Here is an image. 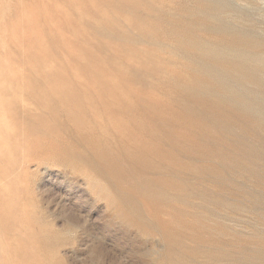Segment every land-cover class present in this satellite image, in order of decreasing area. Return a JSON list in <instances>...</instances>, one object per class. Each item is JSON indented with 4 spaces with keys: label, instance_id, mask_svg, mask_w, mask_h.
<instances>
[{
    "label": "rangeland",
    "instance_id": "obj_1",
    "mask_svg": "<svg viewBox=\"0 0 264 264\" xmlns=\"http://www.w3.org/2000/svg\"><path fill=\"white\" fill-rule=\"evenodd\" d=\"M72 1L0 0V264H165L159 258L166 248L161 227L180 232L184 246L196 244L185 236V228L198 219L219 229L235 227L234 218L239 217L256 227L250 214L260 212L236 211L231 192L216 196V183L208 182L213 190L207 189L216 194L207 195L209 201L190 192L191 187H208L198 180L196 168L182 180L189 186L182 190V199L157 174L164 183L159 189L163 204L152 208L136 200L126 210L116 190L127 189V180L109 175V168L93 158L94 152L103 151L123 172L136 173L127 159L132 149L121 152V137L138 132L137 108L142 128L158 129L161 123L151 110L166 112L154 98H165L167 85L152 70L174 59L164 32L156 38L151 21L156 16L164 20L180 1L186 6L196 1L152 0L138 9ZM213 1L244 17L231 16L229 24H252L251 33L262 43L255 48L264 49V0ZM198 33L211 40L218 37ZM51 84L69 103L79 99L75 117L69 110L52 114L56 101L46 96ZM91 141L99 147L91 148ZM55 145L57 153L51 151ZM161 156L166 157L164 152ZM256 160L253 170L264 161ZM234 171L248 190H264L263 182L252 181L244 170ZM137 206L153 225L135 219ZM156 209L158 214L152 215ZM149 227L154 236L146 234ZM257 229L261 233L264 226ZM189 232L194 235L197 228ZM260 240L254 238L258 244Z\"/></svg>",
    "mask_w": 264,
    "mask_h": 264
},
{
    "label": "bare ground",
    "instance_id": "obj_2",
    "mask_svg": "<svg viewBox=\"0 0 264 264\" xmlns=\"http://www.w3.org/2000/svg\"><path fill=\"white\" fill-rule=\"evenodd\" d=\"M148 1L150 4L152 0H97L94 4L99 8L128 4L138 9ZM195 1L194 6L180 1L167 11L164 20L156 16V21H151L156 38L161 39L158 33L164 32L174 59L172 64L152 70L153 75L164 77L166 97L144 94L156 97L159 106L166 108L165 113L151 110L161 123L158 129L142 128L141 111L137 108L138 132L122 134L121 152L127 154L132 149L127 159L136 173L123 172L119 162L103 151L94 152L93 158L98 165L109 168V175L117 173L127 180V189L117 187L116 190L126 210L134 206L136 200L152 208L163 204L165 198L159 189L164 183L156 178L157 174L164 177L169 192L179 191L182 199L185 196L182 190L189 187L182 180L185 181L191 169L196 168L198 180L208 187H191L188 188L190 192L209 201L207 195H216L207 189L213 190L208 185L213 182L220 189L217 197L231 192V206L236 211L255 209L260 212V215L250 214L256 227L242 223L239 217L234 218L235 227L230 226L233 229L227 226L217 229L203 219L188 222L185 236L197 240L195 245L185 242L184 246L180 232L159 228L166 244L159 258L164 259L165 264H264V247H261L264 229L261 233L257 229V225L264 226V190H248L244 180H238L234 171L244 170V175L252 181L264 183V161L253 170L258 157L264 160V49L255 48L262 43L251 33L252 24L238 27L227 22L231 16L243 19L241 14L213 0ZM90 2L85 0V4ZM103 15L105 19L111 16L107 12ZM199 31L218 37L207 39L201 37ZM50 86L52 89L46 96L56 101L52 114L69 110L75 117L79 113V99L74 97L75 101L69 103L61 98L56 86ZM89 144L94 149L99 147L93 141ZM59 149L55 145L51 151L57 153ZM163 152L165 158L161 156ZM142 209L136 207L135 219L153 225L151 220L143 218ZM158 212L156 209L150 213L157 215ZM193 227L197 228L194 235L189 232ZM218 230L220 233H216ZM155 233L151 227L146 230L148 236ZM255 237L261 238L259 244L254 241Z\"/></svg>",
    "mask_w": 264,
    "mask_h": 264
}]
</instances>
